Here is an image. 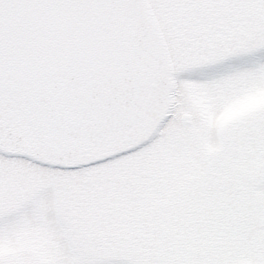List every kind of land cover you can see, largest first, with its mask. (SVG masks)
<instances>
[{"label": "snow or ice", "instance_id": "snow-or-ice-1", "mask_svg": "<svg viewBox=\"0 0 264 264\" xmlns=\"http://www.w3.org/2000/svg\"><path fill=\"white\" fill-rule=\"evenodd\" d=\"M0 264H264V0H0Z\"/></svg>", "mask_w": 264, "mask_h": 264}]
</instances>
